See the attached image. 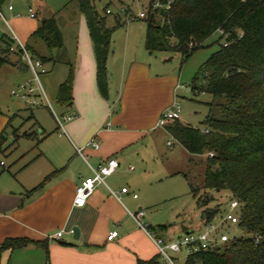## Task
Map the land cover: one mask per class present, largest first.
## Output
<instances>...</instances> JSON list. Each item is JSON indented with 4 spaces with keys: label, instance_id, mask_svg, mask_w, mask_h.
Wrapping results in <instances>:
<instances>
[{
    "label": "crops",
    "instance_id": "obj_1",
    "mask_svg": "<svg viewBox=\"0 0 264 264\" xmlns=\"http://www.w3.org/2000/svg\"><path fill=\"white\" fill-rule=\"evenodd\" d=\"M5 1L0 0V6L11 26L1 14L0 18L10 34L26 45L37 28L38 24L30 21L36 15L28 18L27 11L24 15L14 13L13 6ZM35 3L39 8L40 0H33ZM45 19L48 17L40 21ZM10 34L2 35L9 39ZM121 42L116 57L108 48L107 98L102 99L95 88L92 46L85 24L79 20L70 47L62 38L57 58L68 64L72 72L71 100L62 107L74 118L64 122L68 134L55 136L61 144L53 153H38L32 161L15 166L12 173L7 170L0 174V264H135L137 260L155 258L154 246L128 215L138 209L145 211L134 194V178H120L116 172L120 165L127 164L126 151L137 146L145 133L156 129V120L173 99L177 85L171 72L151 73L153 53L143 47L144 52L137 54L127 31ZM134 44L139 46L140 42ZM153 65L157 67L156 63ZM8 126L9 120L0 116V141L4 145V138L11 131ZM91 138L97 141L96 150L86 146ZM110 158L116 160L117 167L104 179V185L93 188L83 207H72L75 186L91 175L90 168ZM41 182L40 189L31 191ZM121 188H126L127 193L118 195V200L108 193L110 190L117 194ZM201 225L186 231L200 229ZM73 227L78 232L75 240ZM169 227L160 236L174 237ZM113 231L115 237L107 240ZM57 232L60 236L54 239ZM9 239L27 242L20 247L1 248Z\"/></svg>",
    "mask_w": 264,
    "mask_h": 264
},
{
    "label": "trees",
    "instance_id": "obj_2",
    "mask_svg": "<svg viewBox=\"0 0 264 264\" xmlns=\"http://www.w3.org/2000/svg\"><path fill=\"white\" fill-rule=\"evenodd\" d=\"M83 17L92 46L94 79L97 93L107 98L105 61L112 32L120 26L107 27L105 8L98 13L95 0H73ZM148 0L143 47L147 53H178L188 57L200 49L205 39L218 32L222 44L211 53L194 74L190 91L211 96L202 130L179 123L165 127L172 140L190 155H206L201 187L188 183L190 196L198 203L199 191L227 192L228 199L240 204L238 229L249 237L234 238L212 250H198L184 259V264H264V1L263 0H170L166 9H154ZM32 35L48 49H60L61 33L53 17L45 19ZM10 40L0 36V67L7 61ZM188 45H191L189 48ZM17 53V52H16ZM4 57V58H3ZM12 65H20L19 54ZM43 64L44 59L37 57ZM69 69L58 85L55 102L70 103ZM0 172H2L0 165ZM42 182L31 191L40 189ZM200 205H206L202 201ZM218 213L217 208L203 210V224ZM158 235L165 225L150 226ZM185 231V230H184ZM26 240H5L3 249L24 245ZM155 258L135 264H154Z\"/></svg>",
    "mask_w": 264,
    "mask_h": 264
},
{
    "label": "rangeland",
    "instance_id": "obj_3",
    "mask_svg": "<svg viewBox=\"0 0 264 264\" xmlns=\"http://www.w3.org/2000/svg\"><path fill=\"white\" fill-rule=\"evenodd\" d=\"M7 1L13 6L14 13L24 15L30 8L36 15V19L30 21L35 25L38 24L37 27L41 24V19L53 17L62 34L64 44L69 47L77 31L79 20L84 23L73 0H40L39 8L36 3L32 4L33 0H23V2L6 0L5 2ZM147 4L148 0H95L98 13H101L103 8L108 10L105 18L107 27L114 25V18H117L118 23L121 24L112 32L109 42V52H113L115 57L120 53L119 47L125 31L132 39V47L138 50L137 54L144 52L145 24L136 16L139 12H145L144 16H147ZM152 10L154 9L151 8ZM0 14L8 23V16L1 6ZM8 25L11 26L9 23ZM21 25L25 27L26 23ZM2 34L7 35L10 32L0 18V36ZM137 41L140 42L139 46L134 44ZM222 42L223 39L220 38L219 33L215 32L204 40L200 49L188 57L166 52L150 55L151 73L171 72L176 81L178 88L174 89L173 96H176L180 105L177 118L185 125L198 130L203 129L202 123L209 111L207 104L212 99L205 93H192L189 84L200 65ZM25 44L23 45L30 56L44 59L45 73L38 74V83L45 98L39 96L36 100L37 105L27 106L21 100L9 95L10 90L18 85L26 84L29 76L23 70L19 72L12 65V62L18 58L16 51H8L4 54L7 61L2 64L0 70V116L4 120H9L8 128L11 131L4 138L6 146L0 141V160L4 163L0 174L7 170L12 173L15 166L32 161L38 153L44 156L45 152L53 153L56 146L61 144L55 136L64 137L65 133L68 134L64 128V117L72 116L69 110L64 111V107L55 102L58 85L64 82L70 69L68 64H64L57 58L59 49H48L43 41L32 34ZM9 46L14 48V42H9ZM0 48H3L1 44ZM162 60H166L165 63L164 61L162 63ZM19 63L21 66L24 64L21 60ZM155 63L157 67H154ZM29 87L37 93L34 82H31ZM171 102L172 98L166 108ZM166 141L172 144L171 149L166 148ZM125 155L128 158L127 164L120 165L116 173L120 178H134L136 183L134 194L142 201V208L145 209L144 221L148 225L152 227L170 225V234L179 236L186 229L203 224V210L217 208L218 213L214 224L218 217L227 211L225 207L229 198L227 192L199 191L198 203L195 202L197 198L193 199L190 196L188 183L192 187L200 188L202 185L206 155L188 154L172 140L165 128H156L154 131L145 133V136L137 142V146L127 150ZM202 201L206 203L203 207L200 205ZM235 229L234 226L225 225L219 232L229 239L246 236L243 230ZM213 237L217 238V234H213ZM174 261L176 264H184L182 257Z\"/></svg>",
    "mask_w": 264,
    "mask_h": 264
},
{
    "label": "built area",
    "instance_id": "obj_4",
    "mask_svg": "<svg viewBox=\"0 0 264 264\" xmlns=\"http://www.w3.org/2000/svg\"><path fill=\"white\" fill-rule=\"evenodd\" d=\"M169 2L170 0H167L165 5H161L157 1H155L153 2L151 8L166 9ZM7 9L11 10V6H8ZM105 12L108 13V10H106ZM144 15L145 12H139L136 18L142 19L145 17ZM15 16L17 17L18 15ZM27 16L28 18H34V13L30 8L27 9ZM9 40L10 42H14L15 47L13 48L9 46L8 51L12 52L14 50L19 54V58L25 64L26 71L29 76V81L26 84L18 85L15 89L10 90L9 95L15 99L21 100L27 106L37 105V97L44 96L38 83V74L45 73L43 64L37 57L30 56L26 51L25 46L21 44L13 34L10 35ZM188 47H191V45H188ZM31 82H34L36 84L35 90H38L37 93L34 92V89L29 87V84ZM176 88H178V86H176L175 89ZM192 93L197 94L196 92ZM44 100L46 101V99ZM179 109V100L176 98V96H173L170 106L165 108L158 116L155 123V128H165L167 125L177 120ZM73 118L74 115L65 116L64 121H70ZM202 133H206V130H202ZM86 146L92 148L93 150H96L98 148L96 139L91 138L86 143ZM165 146L167 149H171L172 144L169 141H166ZM0 165H2V162H0ZM116 167V160L110 158L107 159L104 163L98 165L96 168H90L91 175L81 180L74 188V195L71 203L72 207H83L93 188L99 184L104 185V179L112 172H114ZM108 193L116 200H118V195L127 193V189L121 188L117 194L108 190ZM132 197L135 198L136 196L133 195ZM225 205L227 211L223 215L218 217L215 224L213 222L214 220H216L217 214L211 219L210 222L201 225L203 229L187 230L179 236H174L168 239H165L162 236L158 235L150 228V225H148L144 221V210L138 209L133 213H128V215L135 223L137 229H139L154 246L156 251L154 264H176L174 260L178 258L182 257L183 259H185L188 255L197 252L198 250L204 251L215 249L231 240L225 234L219 232V230L225 225L234 226L236 228L235 230L238 229L237 225L239 220L240 204L235 199H227ZM115 234L116 233L114 231L108 233L107 240L114 238ZM213 234H217V238H214ZM59 236L60 232H57L53 236V238L57 239ZM244 237L251 238L253 242H256V240L258 239L257 235L253 236L246 234V236Z\"/></svg>",
    "mask_w": 264,
    "mask_h": 264
},
{
    "label": "water",
    "instance_id": "obj_5",
    "mask_svg": "<svg viewBox=\"0 0 264 264\" xmlns=\"http://www.w3.org/2000/svg\"><path fill=\"white\" fill-rule=\"evenodd\" d=\"M42 22H43V20L41 21V23ZM71 234H72V238L74 240L77 239L78 232H77V229L75 227L71 228Z\"/></svg>",
    "mask_w": 264,
    "mask_h": 264
}]
</instances>
